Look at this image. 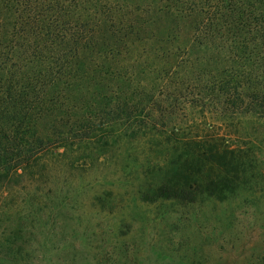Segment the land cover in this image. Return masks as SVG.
Returning <instances> with one entry per match:
<instances>
[{
	"label": "trees",
	"instance_id": "obj_1",
	"mask_svg": "<svg viewBox=\"0 0 264 264\" xmlns=\"http://www.w3.org/2000/svg\"><path fill=\"white\" fill-rule=\"evenodd\" d=\"M248 201L264 206V0H0V264H22L27 224L95 222L122 254L136 221Z\"/></svg>",
	"mask_w": 264,
	"mask_h": 264
},
{
	"label": "rangeland",
	"instance_id": "obj_2",
	"mask_svg": "<svg viewBox=\"0 0 264 264\" xmlns=\"http://www.w3.org/2000/svg\"><path fill=\"white\" fill-rule=\"evenodd\" d=\"M194 213L196 218L189 220H176L177 214H172L155 225L134 222L121 238L126 245L122 254L116 248L119 238L112 236L110 229L95 237V222L88 228L82 223L64 227L58 221L27 224L22 264H62L84 244L101 242L102 264H264L261 203L248 201L236 207L230 203Z\"/></svg>",
	"mask_w": 264,
	"mask_h": 264
}]
</instances>
